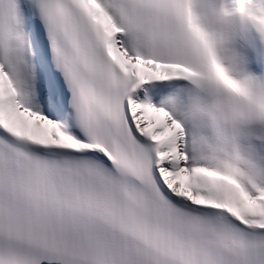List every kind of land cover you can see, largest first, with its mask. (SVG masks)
I'll return each mask as SVG.
<instances>
[{"label":"snow or ice","instance_id":"snow-or-ice-1","mask_svg":"<svg viewBox=\"0 0 264 264\" xmlns=\"http://www.w3.org/2000/svg\"><path fill=\"white\" fill-rule=\"evenodd\" d=\"M181 3L0 0V264H264V78Z\"/></svg>","mask_w":264,"mask_h":264},{"label":"clouds","instance_id":"clouds-1","mask_svg":"<svg viewBox=\"0 0 264 264\" xmlns=\"http://www.w3.org/2000/svg\"><path fill=\"white\" fill-rule=\"evenodd\" d=\"M180 7L189 34L209 50L219 47L226 52L232 30L246 20L258 30L264 27V4L258 0L231 6L215 0H182Z\"/></svg>","mask_w":264,"mask_h":264},{"label":"bare ground","instance_id":"bare-ground-1","mask_svg":"<svg viewBox=\"0 0 264 264\" xmlns=\"http://www.w3.org/2000/svg\"><path fill=\"white\" fill-rule=\"evenodd\" d=\"M239 67H240V69H242V70H243V67H242V66H240V65H239Z\"/></svg>","mask_w":264,"mask_h":264}]
</instances>
